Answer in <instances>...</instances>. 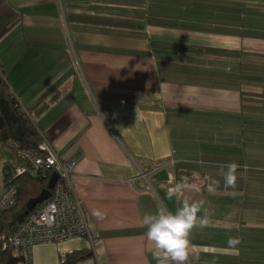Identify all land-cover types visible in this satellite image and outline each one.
Returning a JSON list of instances; mask_svg holds the SVG:
<instances>
[{"label": "crops", "instance_id": "obj_1", "mask_svg": "<svg viewBox=\"0 0 264 264\" xmlns=\"http://www.w3.org/2000/svg\"><path fill=\"white\" fill-rule=\"evenodd\" d=\"M0 68L56 155L79 158L92 236L35 245L31 264L79 250L76 264H156L142 219L185 198L210 222L187 264L264 255L246 234L264 205V0H0ZM181 163L194 180L169 199Z\"/></svg>", "mask_w": 264, "mask_h": 264}, {"label": "built area", "instance_id": "obj_2", "mask_svg": "<svg viewBox=\"0 0 264 264\" xmlns=\"http://www.w3.org/2000/svg\"><path fill=\"white\" fill-rule=\"evenodd\" d=\"M42 139L37 150L23 148L21 143L8 140L7 146L25 165L39 172L42 177L50 172L57 174V180L50 190V196L28 212L17 222L11 232L0 229V264L3 253L15 259L14 264H31L32 249L38 244H57L75 237L92 236L82 206L73 190L71 175L79 158L62 161L48 141ZM25 172L24 166L14 168V176ZM144 176V175H142ZM16 190L6 186L0 194V212L15 204ZM65 255H59V264H64Z\"/></svg>", "mask_w": 264, "mask_h": 264}, {"label": "trees", "instance_id": "obj_3", "mask_svg": "<svg viewBox=\"0 0 264 264\" xmlns=\"http://www.w3.org/2000/svg\"><path fill=\"white\" fill-rule=\"evenodd\" d=\"M40 131L36 128L31 116L19 105L18 101L10 91L3 76V70L0 68V151L4 147L11 149L6 145L8 140H15L21 143L23 148L37 150V145L41 141ZM12 152V151H11ZM13 153V152H12ZM14 158L11 162H5L2 166V185L3 190L6 186H13L16 190L15 204L12 208L0 212V229L11 232L14 225L25 218V206L29 199L37 196L39 192L46 187L51 175L46 173L44 177L33 168L23 164L13 153ZM24 166L25 172L14 176V168ZM186 164H177L174 166V183L185 184L194 180L191 168L185 167ZM253 190V189H252ZM259 196L264 202V188L260 189ZM257 219L259 226L247 228V248H254L264 252V205L259 206ZM64 264H76L78 261L92 256L90 250H79L65 253ZM230 263L235 262L230 260ZM9 254L3 253L1 264H14ZM239 261L237 264H264V255L257 258H248L246 262ZM99 264V263H94Z\"/></svg>", "mask_w": 264, "mask_h": 264}, {"label": "clouds", "instance_id": "obj_4", "mask_svg": "<svg viewBox=\"0 0 264 264\" xmlns=\"http://www.w3.org/2000/svg\"><path fill=\"white\" fill-rule=\"evenodd\" d=\"M226 172H221L225 188H235L237 184V169L241 166L235 162L229 163ZM219 187V181L211 180L208 190L214 192ZM184 189L183 184H176L168 193L172 199ZM202 202H191L185 198L175 212L161 206L155 214H145L142 219L147 240L152 245V256L156 264H187L191 253L190 235L194 228L209 226L207 214L200 217ZM93 215L103 219V212L93 209ZM241 243L239 237H229L227 247L235 250Z\"/></svg>", "mask_w": 264, "mask_h": 264}, {"label": "water", "instance_id": "obj_5", "mask_svg": "<svg viewBox=\"0 0 264 264\" xmlns=\"http://www.w3.org/2000/svg\"><path fill=\"white\" fill-rule=\"evenodd\" d=\"M56 180H57V174L52 173L49 177L46 187L43 188L37 196L27 201L25 206V214L30 212L36 205L41 204L44 200H46L50 196V190L55 184Z\"/></svg>", "mask_w": 264, "mask_h": 264}, {"label": "rangeland", "instance_id": "obj_6", "mask_svg": "<svg viewBox=\"0 0 264 264\" xmlns=\"http://www.w3.org/2000/svg\"><path fill=\"white\" fill-rule=\"evenodd\" d=\"M13 158H14V155L9 149H7L6 147L1 149L0 151V188L2 185V173H1L2 166L6 161L11 162Z\"/></svg>", "mask_w": 264, "mask_h": 264}]
</instances>
